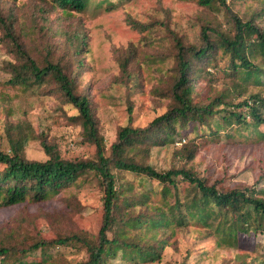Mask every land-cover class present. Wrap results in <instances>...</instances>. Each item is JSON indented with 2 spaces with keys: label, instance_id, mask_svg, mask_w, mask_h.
Returning <instances> with one entry per match:
<instances>
[{
  "label": "rangeland",
  "instance_id": "rangeland-1",
  "mask_svg": "<svg viewBox=\"0 0 264 264\" xmlns=\"http://www.w3.org/2000/svg\"><path fill=\"white\" fill-rule=\"evenodd\" d=\"M112 1L115 4L107 9L98 0H91L85 10L77 12L58 8L50 0H0V12L15 18L20 40L38 63L45 57L42 45L50 48L48 58L70 61L78 43L72 35L84 36L86 45L78 54L82 63L70 68L80 72L77 89L89 99L106 149L114 141L117 129L128 122V106L132 109V124L136 126H144L166 109L169 98L159 91L169 80L172 57H168V45L172 33L184 41L197 43L202 24L229 28L218 6L205 8L195 0ZM230 5L243 20L258 12V23L264 27V0H232ZM164 25L169 26V31ZM6 47L0 32V149L7 152L15 149L25 158L43 160L47 158L43 148L46 143L55 145L64 158L93 157V144L84 139L80 125L72 119L75 108L65 103L52 85L25 88L8 82L5 65L16 59ZM129 55L133 57L129 67L138 79L136 84L126 82L120 70V62ZM208 79L209 75H203L197 81V100H203L206 92L232 91L224 80ZM154 87L158 89L156 94ZM257 91L264 94V82L240 83L232 91L233 101ZM192 137L189 132L180 142L154 146L148 155L137 154L135 159L159 170L181 166L177 150ZM194 139L199 146L198 154L186 167H192L207 181H218L223 187H243L252 184L264 168V138ZM118 176L119 183L133 185L136 195L143 189L159 188L156 181L131 172L123 171ZM139 179L143 186L139 185ZM259 186H264V182ZM101 200L97 178L88 173L42 201L25 199L0 206V241L30 243L39 237L70 233L90 236L99 226ZM257 222L259 229L240 234L238 242L232 245L218 243L214 232L210 235L205 227L188 223L176 227L173 234L168 232V242L158 260L150 261L134 250L120 247L106 264H180L185 255V264H235L238 255L259 264L264 259V230H261L264 216H259ZM85 257L84 248L71 244L35 250L28 260L79 264Z\"/></svg>",
  "mask_w": 264,
  "mask_h": 264
},
{
  "label": "trees",
  "instance_id": "trees-1",
  "mask_svg": "<svg viewBox=\"0 0 264 264\" xmlns=\"http://www.w3.org/2000/svg\"><path fill=\"white\" fill-rule=\"evenodd\" d=\"M90 1L50 0L58 8L77 12L85 10ZM230 1L195 0L205 8L218 6L229 28L202 24L197 43L184 41L172 33L168 45V57H172L169 80L163 91H159L169 98L166 109L144 126H136L132 124V109L128 106V122L117 129L108 149L88 97L77 89L80 72L70 68L82 63L78 54L86 45L84 36L72 35L78 43L70 61L48 58L50 48L42 45L45 57L38 63L20 40L15 18L0 12L2 41L16 59L5 65L8 82L25 88L52 85L62 100L75 108L72 119L80 125L84 139L94 146L93 157L70 159L62 157L55 145L44 143L47 158L43 160L25 158L15 149L11 152L0 149V206L25 199L42 201L88 173L96 176L102 190L100 222L95 233L39 237L19 244L0 241V264H48L47 259L29 261L28 258L38 249L71 244L86 252L79 264H106L120 247L153 261L160 258L168 242V232L173 234L176 227L188 223L205 227L210 235L215 233L218 243L226 245L236 244L240 234L259 229L257 219L264 216V186H259L264 182V168L250 185L223 187L218 181H207L192 167H186L198 154L196 137L264 138V94L257 91L237 102L232 96L240 83L253 81L262 85L264 82V27L258 23V12L243 20L233 12ZM98 2L107 9L115 4L112 0ZM146 26L150 25H143ZM164 26L169 31V26ZM132 58L125 56L120 70L126 82L136 84L138 79L129 67ZM203 75H209V82L224 80L232 91L206 92L203 100H197L196 83ZM153 91L158 93L157 87ZM189 132L193 137L177 150L183 165L159 170L135 159L137 154L148 155L154 146L180 142ZM123 171L148 177L159 188L143 189L136 195L131 183H119L118 173ZM139 185L143 186L142 179ZM186 259L185 255L180 264H185ZM235 264L254 263L245 255H238ZM259 264H264V259Z\"/></svg>",
  "mask_w": 264,
  "mask_h": 264
}]
</instances>
